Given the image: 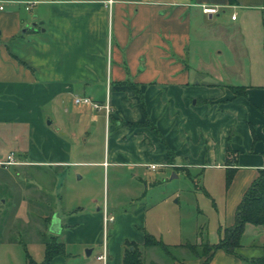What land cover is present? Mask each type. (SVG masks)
Returning <instances> with one entry per match:
<instances>
[{"label":"crops","instance_id":"obj_1","mask_svg":"<svg viewBox=\"0 0 264 264\" xmlns=\"http://www.w3.org/2000/svg\"><path fill=\"white\" fill-rule=\"evenodd\" d=\"M204 5L217 6L219 11L207 14ZM197 8L210 20L218 16L215 24L238 21V31L245 39L253 19L264 49V0H0V94L8 97L0 99V128L9 130L15 142L0 161L12 152L19 161L0 162V187L9 194L1 200L14 203L0 223V264H17L15 251L21 240L10 234L18 223L27 228V217L28 224L37 219L34 211H21L26 192L15 174L29 166L57 167L62 186L73 172L78 174L77 180L92 175V169H72L79 166L215 168L221 173L216 202L221 219L218 230H210L207 239L201 237L196 244L218 243L222 230L234 223L246 190L264 169V69L258 82L253 68L240 81H232L230 74L241 72L229 69L220 59V64L213 62L222 55L219 49L208 50L209 61L195 62L192 46L199 56L198 47L209 43L207 35L198 30L203 22ZM226 9H231V16L221 20ZM234 13L236 19H232ZM135 86L144 96L153 125L171 148V157L150 127L125 124L145 118ZM232 87H244L247 94L236 96ZM76 96H88L101 104L109 100L111 115L104 108L77 104ZM100 126H105V137H109L108 159L107 152L104 160L75 158L79 145L93 138ZM38 130L45 131V159L33 157L39 154ZM229 146L234 150L231 162L227 160ZM151 164L159 166L153 169ZM229 165L237 171L227 187ZM46 174V183L51 182V175ZM31 187L29 182L27 191ZM37 195L32 188L27 198L32 208ZM58 197L62 202L63 194ZM105 209L114 217L109 223ZM105 209L101 214L99 207L90 216L82 206L73 205L64 211L38 214L44 234L50 232L49 238L56 236L65 243V252L55 255L50 264H123L128 241L139 245L144 255L148 248L158 247L144 245L146 233L176 247V240L171 239L176 229L168 227L160 238L164 217L149 218L145 205L131 212ZM255 228L248 224L245 233ZM101 229L102 243L92 257L95 247L90 254L84 249L93 245ZM45 239L36 248V257L26 250L24 264H28L27 254L37 264L44 262ZM184 244L177 245L185 248ZM103 254L106 259L100 258ZM191 254L182 260L172 257L171 263L145 260L147 264H204L206 257ZM207 264H243V260L218 250Z\"/></svg>","mask_w":264,"mask_h":264},{"label":"rangeland","instance_id":"obj_2","mask_svg":"<svg viewBox=\"0 0 264 264\" xmlns=\"http://www.w3.org/2000/svg\"><path fill=\"white\" fill-rule=\"evenodd\" d=\"M197 12L202 22H205L204 24H211V26H206L203 23L198 25V30L202 31L203 35H207L206 40L209 43L208 45L203 44L198 47L201 48L198 50L199 56L195 55V46H192L194 61H209L210 55L208 56V50L215 51L219 49L222 50V55L219 58H215L213 62L220 64L218 61L220 59V62L223 65L227 64L229 69L241 72V75L237 74V76L230 74V80L240 81L241 77L245 73H249L252 68L254 81L258 82L262 80L264 49L261 44L262 42L258 41L257 23L255 24L254 20L250 19L247 29L249 34L247 39H245L242 32L238 31V21L235 23L223 22L221 25L215 24L218 16L210 20L202 12L201 8H197ZM221 15V20H225L227 17L230 18L231 9H226V12H222ZM24 29H22V32H24ZM2 95L1 93L0 99L8 98L2 97ZM12 97V100L17 99V96ZM43 108L45 109V106ZM95 111L99 115L98 110ZM100 114L104 115V111L100 112ZM98 117L101 116L99 115ZM102 119L103 117L99 121ZM8 132L10 131L3 127L0 128V158H5L7 151L13 149L15 145L14 140L8 135ZM105 133V126H100L93 138L91 137L87 142L84 141L79 145L80 150H78V154L74 157L87 161L104 160L107 152L108 159L109 137L108 135L105 137ZM37 137V152L39 154L33 155V157L45 159L47 158L44 150L45 131L38 130ZM39 139L41 142H39ZM83 149H85L84 152ZM107 159L106 161H108ZM105 165H108V162ZM55 168L57 167L29 166L19 170V174L15 173L18 178L17 181L26 192V201L23 202L21 211L32 210L34 211L33 216L37 218H32L31 223L28 224L30 217H27L24 219L27 223H25L27 228L22 229V225L18 223L10 234V236L17 238L18 241L21 240L15 251L17 264H24L26 262V250L36 257L39 252L36 248L42 243V238H49L51 236L50 232L44 234L43 219L38 217V214L43 215L49 213L50 210L64 211L73 205L82 206L90 216H92L93 212H97L99 207L101 208V214H103L106 206L113 212H122L124 210L131 212L140 205H145L149 211V218L155 220L164 217L162 225L159 226L158 236H162L161 233H166L167 228L173 226L176 229V235L171 239L176 240V247L170 246L168 251L159 246L148 248L144 255L148 262L151 260H165L171 263L173 261L172 257H175L176 260L190 257L192 256V251L187 248L178 247L177 244H196L197 240L201 237H204L206 240L210 230H218L219 220L221 219L216 203L218 200V181L221 175L218 169H205L193 166L189 167V169H178L163 166L155 170H149L145 167H135L131 170L129 167L123 165H112L109 169L108 167L105 168L104 166L97 165L89 166L88 168L86 166H79L72 167V169H78L80 172L92 169V175L86 176L82 180H77L78 174L73 172V177L70 181L66 183V186L65 184L62 186L60 169L55 170ZM46 172L51 175V182L47 181L46 183ZM134 173L137 175L135 176ZM29 182L32 184V187L27 191ZM32 188L34 189V193L38 194V201L33 208L27 201ZM4 192L0 187V223L5 220L4 217L14 205L12 200H7L6 203L2 202L1 198H6L9 195L8 193L4 194ZM62 194L64 199L61 202L58 196ZM44 197H47V201L45 202L43 201ZM250 227L257 228L254 231L247 230L242 240L243 246L238 249V253L243 257V259L241 258L243 264H252V261L257 257L264 255V229L261 226L252 224H250ZM94 237L93 245H88L84 249L85 253L88 254V250L95 247L92 257L96 256L102 243L103 229L97 232ZM203 243L197 245H202ZM197 251L198 253L209 254L213 250L197 248Z\"/></svg>","mask_w":264,"mask_h":264},{"label":"trees","instance_id":"obj_3","mask_svg":"<svg viewBox=\"0 0 264 264\" xmlns=\"http://www.w3.org/2000/svg\"><path fill=\"white\" fill-rule=\"evenodd\" d=\"M136 92L140 95L141 107L144 113L143 122H126V125L132 126H148L162 139L165 143L166 153L168 157H171V148L168 146L164 136L156 127L153 125L151 118L148 114L146 104L144 101V96L140 89H137ZM236 96L246 95V89L244 87H232ZM228 162H231V157L234 154V150L231 146L228 147ZM237 168L229 165L227 167V178L226 186L229 187L234 179ZM248 224L261 226L264 229V169L260 171V175L252 182L249 188L246 190L242 200L240 201L235 215V221L231 226H227L222 230V236L218 243L210 244L203 243L202 245L187 243L181 245L190 251L196 256L206 257L204 264H207L213 255L218 250H224L228 253L234 254L240 259L243 257L238 253V249L243 246L242 240L245 235L246 226ZM46 243V258L42 264H50L52 258L57 254H62L65 252V243L59 241L56 236L45 239ZM145 246H159L164 250L168 251L170 246L164 243L162 240L156 239L153 235L146 233L145 234ZM197 248H206L213 250L211 253H198ZM28 264H37L29 254ZM123 264H147L144 252L139 245L134 242H126L124 247L123 255ZM252 264H264V255L257 257Z\"/></svg>","mask_w":264,"mask_h":264},{"label":"built area","instance_id":"obj_4","mask_svg":"<svg viewBox=\"0 0 264 264\" xmlns=\"http://www.w3.org/2000/svg\"><path fill=\"white\" fill-rule=\"evenodd\" d=\"M1 8H3V6H1ZM29 8V7H27ZM203 11L207 14H210V15H213L215 13H217L219 11V8L217 6H207V5H204L203 6ZM237 18V13H234L232 14V19H236ZM74 101L77 103V104H89V105H92L94 108L96 109H102L104 108L107 115L110 116L111 115V112H112V107H111V104L109 102V100H107L106 103L104 104H101L97 101H94L93 99H91L90 97L88 96H76ZM3 164H16L18 163L17 159H16V155L15 153H10L7 157V159L5 161H2ZM157 164H151L150 167L155 169L157 168ZM105 218H106V222H110L114 219L113 216H110L108 213H107V210L105 209ZM100 258L102 259H106V254H103L100 256Z\"/></svg>","mask_w":264,"mask_h":264},{"label":"water","instance_id":"obj_5","mask_svg":"<svg viewBox=\"0 0 264 264\" xmlns=\"http://www.w3.org/2000/svg\"><path fill=\"white\" fill-rule=\"evenodd\" d=\"M24 31H26V29H24ZM55 223H56V221L53 222V226L55 225ZM90 253H91V250H88V254H90Z\"/></svg>","mask_w":264,"mask_h":264}]
</instances>
